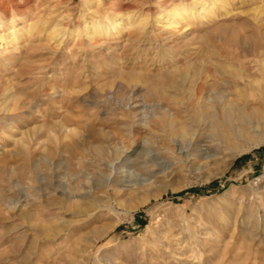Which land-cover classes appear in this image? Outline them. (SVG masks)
Listing matches in <instances>:
<instances>
[{"label":"rangeland","instance_id":"obj_1","mask_svg":"<svg viewBox=\"0 0 264 264\" xmlns=\"http://www.w3.org/2000/svg\"><path fill=\"white\" fill-rule=\"evenodd\" d=\"M194 1L0 0V264H264V0Z\"/></svg>","mask_w":264,"mask_h":264},{"label":"bare ground","instance_id":"obj_2","mask_svg":"<svg viewBox=\"0 0 264 264\" xmlns=\"http://www.w3.org/2000/svg\"><path fill=\"white\" fill-rule=\"evenodd\" d=\"M31 1V0H28ZM40 1V0H38ZM41 1H46V0H41ZM102 1V0H100ZM217 1L220 0H203L201 2L194 1L192 6L188 9H184V13H180L177 10L171 11L169 14H164L161 16L160 20L158 19L157 23L160 24L161 28L166 29L167 32H172V33H180L184 32L185 28L187 25L189 26V22L186 21L185 19L187 18H193L194 16H199L202 15L203 12L206 11H211L212 7L216 5ZM125 2V1H124ZM40 3V2H39ZM221 6V5H219ZM182 8V7H181ZM174 9V8H173ZM177 9V8H176ZM218 9V8H217ZM54 12V11H53ZM214 13V12H213ZM212 15V14H211ZM217 16V15H216ZM134 18V17H133ZM194 19V18H193ZM29 20V19H28ZM186 23H185V21ZM185 23V25H181L182 23ZM101 23V22H100ZM119 22L117 20H112L110 23V26L113 28L118 25ZM187 26V27H188ZM192 27V26H191ZM101 28V27H100ZM92 29V28H91ZM90 29V30H91ZM163 29V30H164ZM92 32V30H91ZM165 32V31H164ZM62 27L59 26V24H55L50 32H48V35L46 37L47 41L49 43H59L61 36H62ZM131 34V33H130ZM175 34V35H177ZM169 37V36H168ZM14 36H12L11 41L13 40ZM167 38V37H166ZM15 39V38H14ZM6 44V41L0 37V49L4 48ZM210 71V70H209ZM250 73V72H249ZM248 74V73H247ZM204 75V74H203ZM205 76V75H204ZM213 76V74H212ZM211 78V76H210ZM216 78V77H215ZM255 79V78H254ZM205 80V79H204ZM209 80V78L207 79ZM216 80V79H215ZM214 80V81H215ZM202 81V80H201ZM213 81V78H212ZM217 81V80H216ZM259 82V81H258ZM205 83V82H204ZM200 89V88H199ZM204 90L203 87L201 86L200 93L198 95V103H202L201 107L204 108H215L218 105H223L225 102L228 103L230 100L227 99L225 95H217L213 90L212 92H209V94L206 97H203L201 94V91ZM259 90V89H258ZM211 91V90H210ZM250 94V93H249ZM231 102V101H230ZM233 103V102H231ZM252 104V105H251ZM249 104L244 100L243 105L246 107L245 114L241 117L243 118H249V121L252 118L253 113H257L258 117H256V125L254 126V131H260V129L264 128V93L259 90V94L257 97L252 98V102ZM235 105V104H234ZM237 106V105H236ZM168 108V107H167ZM162 107L160 104L157 106V109L161 111L162 114L165 116L170 117L169 119L171 120L169 125L171 127H174L177 123L176 116L170 112L169 109ZM243 112V111H242ZM250 116V117H249ZM242 119V118H241ZM240 120V119H238ZM243 120V119H242ZM241 123V122H240ZM242 125V123H241ZM244 125V124H243ZM178 126V125H177ZM248 127V126H247ZM173 129V128H172ZM246 129V128H245ZM252 129V128H251ZM174 131V130H173ZM183 131V130H182ZM242 131V130H241ZM228 132V131H227ZM250 132V131H249ZM224 133V132H223ZM263 134V133H262ZM228 135V134H227ZM242 135V134H241ZM239 136V135H238ZM234 137V136H233ZM225 140V139H224ZM232 151V150H231Z\"/></svg>","mask_w":264,"mask_h":264}]
</instances>
